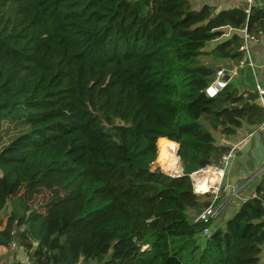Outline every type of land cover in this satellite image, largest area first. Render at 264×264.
I'll return each mask as SVG.
<instances>
[{"label":"trees","instance_id":"16d2710c","mask_svg":"<svg viewBox=\"0 0 264 264\" xmlns=\"http://www.w3.org/2000/svg\"><path fill=\"white\" fill-rule=\"evenodd\" d=\"M245 32L264 36V5L0 0V132L24 128L0 149V245L32 264H260L264 175L218 229L197 221L214 196L187 175L230 150L218 138L264 122L258 96L231 81L206 94L224 62L242 61ZM180 146L187 176L152 170L181 161ZM43 190L45 213L29 203Z\"/></svg>","mask_w":264,"mask_h":264},{"label":"crops","instance_id":"0c3cea01","mask_svg":"<svg viewBox=\"0 0 264 264\" xmlns=\"http://www.w3.org/2000/svg\"><path fill=\"white\" fill-rule=\"evenodd\" d=\"M192 3L195 7L209 4L218 9L242 8L247 11L250 8L249 0H192ZM254 4L264 5V0H253L252 5ZM231 33L233 30H229L224 38L215 41L214 46L228 38ZM246 47L251 55L253 65L248 62L243 63L244 54L239 65L226 61L222 68L226 69L230 81L238 87L241 93H245V97L250 93L256 94L258 98L255 103L264 110V97H261L258 91L259 87L264 88V44L248 41ZM248 101L252 106L253 102ZM218 143L230 147L238 145V152L226 171L220 192V196L223 198L221 202L223 211L222 215L220 214L214 220L213 229L224 228L227 220L238 211L243 202L257 196V188L264 175V122L260 125L244 124L236 139L218 138ZM6 219L4 225L0 226V230L4 229ZM28 258L29 255L15 243L10 247L0 245V264H16L18 262L29 264ZM260 264H264V248Z\"/></svg>","mask_w":264,"mask_h":264},{"label":"built area","instance_id":"2783aa9c","mask_svg":"<svg viewBox=\"0 0 264 264\" xmlns=\"http://www.w3.org/2000/svg\"><path fill=\"white\" fill-rule=\"evenodd\" d=\"M249 4L251 7V5L253 4V0H249ZM249 9L247 11H249ZM248 41L264 44V36L251 35L245 32L244 43L240 49L245 54L243 63L248 62L250 63V65H253L251 55L246 47V43ZM229 81H230V77L228 76L226 69L222 68L218 70L214 81L206 89L207 96L211 98L216 97L222 90H224L227 87ZM258 91L260 96L264 97V88L259 87ZM237 152H238V145L232 146L228 152L222 155V157L220 158L217 164L208 165L206 167L199 169L198 171L187 174L191 180L193 192L196 195L202 196V195L211 194L214 196V200L212 204L206 207L201 213L197 215L196 218L197 221L208 223L211 220H215L222 213L223 205L222 204L216 205L214 202L220 195V192L223 187L226 171L230 165L231 160L234 157H236ZM207 172H211L212 175L214 176V184L209 183L212 180L205 181L199 178L200 175ZM204 183L209 185V188H207L206 190H204L203 188ZM211 231H212L211 228H206L203 232V236L209 237Z\"/></svg>","mask_w":264,"mask_h":264},{"label":"rangeland","instance_id":"374dc122","mask_svg":"<svg viewBox=\"0 0 264 264\" xmlns=\"http://www.w3.org/2000/svg\"><path fill=\"white\" fill-rule=\"evenodd\" d=\"M212 47H214V42L208 44L207 51L209 49H211ZM203 60L206 63L213 64L208 56L203 57ZM23 130H24L23 127H17L13 124L5 123L3 126V131L0 132V149L3 148L5 145H7L11 139H13L15 136H17ZM180 159L183 163V160L181 157H180ZM151 167H152V170L159 168L162 171L161 167L156 163V161L152 164ZM24 193H25V190H22V194H24ZM50 198H51V192L48 190H43L42 193L36 195L33 199H31L29 203L33 209H36L39 212L45 213L48 210L47 209L48 203H50L49 205H51V202L49 201ZM80 208H81V202H78V203H72V204H68V205H64V206H59L56 209H54L53 212H59L62 210H72V209L78 210ZM9 212H10V208L5 212L4 215L5 216L8 215ZM204 239H205V237H202L200 242L204 243V241H205Z\"/></svg>","mask_w":264,"mask_h":264},{"label":"bare ground","instance_id":"6f19581e","mask_svg":"<svg viewBox=\"0 0 264 264\" xmlns=\"http://www.w3.org/2000/svg\"><path fill=\"white\" fill-rule=\"evenodd\" d=\"M157 164L161 167L162 172H164L167 175L178 176L182 173L183 164H182V161H180L177 158H171L169 156H164ZM199 178L205 181L212 180L209 183L214 184V176L212 175L211 172L204 173L200 175ZM203 188L204 190H206L207 188H209V185L204 183Z\"/></svg>","mask_w":264,"mask_h":264},{"label":"water","instance_id":"95a60500","mask_svg":"<svg viewBox=\"0 0 264 264\" xmlns=\"http://www.w3.org/2000/svg\"><path fill=\"white\" fill-rule=\"evenodd\" d=\"M250 107V102L249 101H246L243 105H242V108H244V109H248ZM180 150H181V146H180V148H179V150H178V156L180 157ZM183 164V163H182ZM182 173L183 174H180V175H178V176H171V177H180V176H187L186 174H185V167H184V165H183V168H182ZM170 176V175H169ZM34 261H35V257H34V252H31L30 253V255H29V258H28V263L29 264H32V263H34Z\"/></svg>","mask_w":264,"mask_h":264}]
</instances>
